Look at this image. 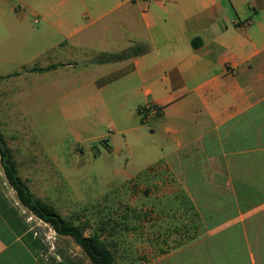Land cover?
Here are the masks:
<instances>
[{
	"label": "crops",
	"instance_id": "0c3cea01",
	"mask_svg": "<svg viewBox=\"0 0 264 264\" xmlns=\"http://www.w3.org/2000/svg\"><path fill=\"white\" fill-rule=\"evenodd\" d=\"M38 2L37 28L24 10L0 15L7 34L17 36L15 46L33 50L22 63L68 52L74 67L106 28L94 27L124 7L131 14L118 19L133 26L122 34L124 44L149 45L144 54L111 63L103 76L123 71L95 81L98 91L137 106L140 122L126 131L142 133L146 159L134 173L125 169L124 180L160 176L165 188L138 193L180 223L162 236L170 248L162 254L153 235L128 240L124 253L110 241L116 264H264V0ZM19 4L26 3L0 0L9 14ZM144 104L160 109L148 126L139 114ZM140 224L146 234L143 216ZM74 242L20 203L0 158V264H92L76 242L83 252L74 253Z\"/></svg>",
	"mask_w": 264,
	"mask_h": 264
},
{
	"label": "rangeland",
	"instance_id": "374dc122",
	"mask_svg": "<svg viewBox=\"0 0 264 264\" xmlns=\"http://www.w3.org/2000/svg\"><path fill=\"white\" fill-rule=\"evenodd\" d=\"M22 2L28 6L19 4L12 14L0 5V15L24 10L29 26L39 27L41 23L34 22L33 10L42 5L38 0ZM126 8L94 27L106 26L97 46L86 48L85 57L76 60L78 63L74 60V67L68 65L72 63L68 52L60 57L50 52L36 60L20 62L29 58L33 50L15 46L17 36L8 35L7 23L0 22V131L11 148L19 174L36 197L52 204L65 218L83 225L86 234L98 233L110 244L112 241L115 253H124L128 240L153 235L152 243L162 254L170 249L162 236L165 238L166 231L172 233L180 220L162 210L155 198L138 192L165 188L167 183H160V176L147 174L124 180L125 169L134 173L146 159L139 148L142 133L126 131L140 122L137 106L133 100L98 91L96 82L124 70L103 76L116 62L98 63L93 57L120 52L134 44H124L122 39V34H129L133 28L128 20L118 19V13L131 14ZM46 61L59 65L40 73L33 70ZM9 73L12 75L2 76ZM142 216L148 222L143 235ZM163 216L168 218L159 221ZM82 252L74 242V253Z\"/></svg>",
	"mask_w": 264,
	"mask_h": 264
},
{
	"label": "trees",
	"instance_id": "16d2710c",
	"mask_svg": "<svg viewBox=\"0 0 264 264\" xmlns=\"http://www.w3.org/2000/svg\"><path fill=\"white\" fill-rule=\"evenodd\" d=\"M149 47L142 43H134L132 46L120 52H105L93 58L98 63H109L124 60L130 57L146 53ZM59 64H51L47 67H34V71H46L56 68ZM159 112V108L156 107ZM142 120V119H141ZM142 122H144L142 120ZM0 158L8 183L15 190L20 203L30 210L35 216L48 223L59 235H67L82 248L92 264H116L111 244L103 239L100 234H86L83 225L65 218L52 204L36 197L28 184L19 174L17 164L11 148L8 146L5 136L0 132Z\"/></svg>",
	"mask_w": 264,
	"mask_h": 264
},
{
	"label": "built area",
	"instance_id": "2783aa9c",
	"mask_svg": "<svg viewBox=\"0 0 264 264\" xmlns=\"http://www.w3.org/2000/svg\"><path fill=\"white\" fill-rule=\"evenodd\" d=\"M157 109L153 104H144L139 109V114L144 122H147L150 116L156 113Z\"/></svg>",
	"mask_w": 264,
	"mask_h": 264
}]
</instances>
